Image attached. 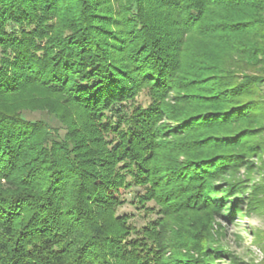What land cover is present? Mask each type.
<instances>
[{
    "label": "trees",
    "instance_id": "obj_1",
    "mask_svg": "<svg viewBox=\"0 0 264 264\" xmlns=\"http://www.w3.org/2000/svg\"><path fill=\"white\" fill-rule=\"evenodd\" d=\"M263 155L264 0H0V264H239Z\"/></svg>",
    "mask_w": 264,
    "mask_h": 264
},
{
    "label": "rangeland",
    "instance_id": "obj_2",
    "mask_svg": "<svg viewBox=\"0 0 264 264\" xmlns=\"http://www.w3.org/2000/svg\"><path fill=\"white\" fill-rule=\"evenodd\" d=\"M9 27H11L9 25ZM148 96L145 92H141L137 96V102L142 105L148 103ZM22 117L27 120L43 119L47 122L51 132L53 128H57L58 133L62 135L64 128L60 123L41 111H22ZM264 159V155L262 157ZM256 167L252 172V179L249 182V190L245 191L243 195L246 197L244 202L239 205V215L235 218L233 223H226L225 235L222 242L229 246V249L233 252L236 261L239 264H264V207H257L250 204L248 201L250 189L252 185H261L263 181L262 171L257 170L260 160H254ZM240 177L244 176L243 168H241ZM143 192V187L133 186L129 189H121L120 196L125 199V202L117 207V213L131 214V222L137 227L144 225L149 219L153 218L155 214L153 212L144 211L142 208H136L135 194ZM262 191L259 196L261 197ZM149 202L147 205H151ZM219 264H232L229 259L224 256L218 260Z\"/></svg>",
    "mask_w": 264,
    "mask_h": 264
}]
</instances>
